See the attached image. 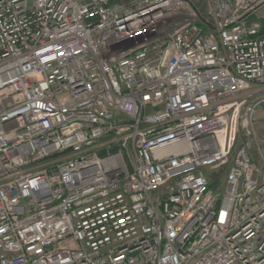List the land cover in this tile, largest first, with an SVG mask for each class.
<instances>
[{
    "label": "built area",
    "instance_id": "1",
    "mask_svg": "<svg viewBox=\"0 0 264 264\" xmlns=\"http://www.w3.org/2000/svg\"><path fill=\"white\" fill-rule=\"evenodd\" d=\"M261 22L264 0L0 2V264H264Z\"/></svg>",
    "mask_w": 264,
    "mask_h": 264
},
{
    "label": "bare ground",
    "instance_id": "2",
    "mask_svg": "<svg viewBox=\"0 0 264 264\" xmlns=\"http://www.w3.org/2000/svg\"><path fill=\"white\" fill-rule=\"evenodd\" d=\"M3 0H0V2H2ZM200 3V2H199ZM201 4V3H200ZM34 6H36V4H33ZM263 25H264V23H258L257 24V27L258 28H263ZM51 69H52V65L49 63V62H45ZM12 71V70H11ZM14 74V73H13ZM63 81H65L66 80V78L63 76V75H58ZM258 102H260V106H262L264 103H262V98L261 97H259L258 98ZM243 141H244V138L242 137V136H239L237 139H236V143H235V147H234V149H233V151H235V152H232V155H234L235 153H236V151L240 148V146H241V144L243 143ZM81 143H82V141H81ZM259 150H260V146H259ZM110 151H111V149H110ZM63 152H68V150H65V151H63ZM91 152H95V149H93V150H91ZM106 152V151H105ZM112 153H114V152H112ZM59 156V154H54L53 155V157L54 158H57ZM261 156H262V159L264 160V157H263V155L261 154ZM106 158H107V155L106 154H104V155H102L101 156V158L98 160V163H96V165L92 168V170H91V172H90V174L92 175V178H93V180L94 181H97V182H99L101 179V175L103 174V169L101 168V165L103 164V162L106 160ZM219 165V162L218 163H216V166H218ZM218 167H223V166H218ZM215 171V169H209V170H207V174H208V177H209V181H211V180H213L214 178H216V176L215 177H213L212 175H211V173H215L214 172ZM221 172H223V170H221ZM86 184L87 183H84V188H86L85 186H86ZM94 186V184L92 183V187ZM161 190H163V189H161ZM160 211V210H159ZM160 214L162 213V211H160L159 212ZM188 218H194L193 216H190V215H188ZM171 233H172V235H173V237H175V236H182V234H181V231L179 230V229H176V228H174L173 226L171 227ZM208 237V236H207ZM228 237H226V236H223V235H220V239L222 240V241H228V239H227ZM212 240H216V238H213ZM209 263V260H207V264Z\"/></svg>",
    "mask_w": 264,
    "mask_h": 264
},
{
    "label": "rangeland",
    "instance_id": "3",
    "mask_svg": "<svg viewBox=\"0 0 264 264\" xmlns=\"http://www.w3.org/2000/svg\"><path fill=\"white\" fill-rule=\"evenodd\" d=\"M257 118H258V129H259V133L260 135L263 137L264 136V105L260 106L257 109ZM260 146V152L257 151V147L254 146L252 149V157H254V160L256 161V163L258 164V166L260 168H264V160L262 159L261 154L264 157V141H262V143L259 144ZM211 175L213 177H215V173H211Z\"/></svg>",
    "mask_w": 264,
    "mask_h": 264
},
{
    "label": "trees",
    "instance_id": "4",
    "mask_svg": "<svg viewBox=\"0 0 264 264\" xmlns=\"http://www.w3.org/2000/svg\"><path fill=\"white\" fill-rule=\"evenodd\" d=\"M197 1V0H196Z\"/></svg>",
    "mask_w": 264,
    "mask_h": 264
}]
</instances>
